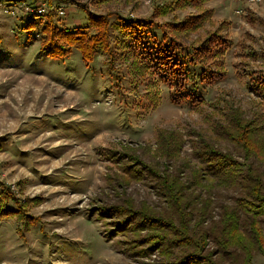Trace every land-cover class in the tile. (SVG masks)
Instances as JSON below:
<instances>
[{
  "label": "rangeland",
  "instance_id": "obj_1",
  "mask_svg": "<svg viewBox=\"0 0 264 264\" xmlns=\"http://www.w3.org/2000/svg\"><path fill=\"white\" fill-rule=\"evenodd\" d=\"M175 1L0 0V264H165L182 254L179 243L148 239L150 229L133 226L141 217L119 208L131 202L177 225L164 177L184 182L193 168L204 176L210 157L201 149L202 139L244 160L215 127L227 124L233 108L264 125V85L258 83L264 80V1L205 4L214 11L213 23L183 43L215 37L206 46L211 55L202 61L206 75L198 92L193 82L182 86L181 79L147 66L141 60L145 52L125 45L116 29L113 64L100 52L87 63L75 47L59 58L40 49L44 38H52L46 28L84 27L89 11L163 25L172 14L155 13ZM44 2L64 6L67 13L49 8L26 27L31 19L24 4ZM4 5L17 14L5 13ZM185 8L173 14L182 20L196 12ZM159 129L172 138L181 135L177 157L164 155ZM237 193L216 192L213 215ZM206 247L214 248L212 240ZM252 264H264V255H255Z\"/></svg>",
  "mask_w": 264,
  "mask_h": 264
},
{
  "label": "trees",
  "instance_id": "obj_2",
  "mask_svg": "<svg viewBox=\"0 0 264 264\" xmlns=\"http://www.w3.org/2000/svg\"><path fill=\"white\" fill-rule=\"evenodd\" d=\"M103 1L107 0H100ZM210 1L176 0L173 5L160 7V11L158 8L155 13L157 17L172 14V19L163 25L153 19L124 18L113 11L105 14L89 11L88 25L84 27L64 30L53 25L46 28V33H49L47 37L52 38L49 41L44 38L40 49L50 57L59 58L67 56L71 48L75 47L87 63L100 52L107 57L108 63L113 64L116 59L112 52L111 36L112 30L116 29L121 32L125 45H132L138 51L140 48L141 52H145L141 60L146 61L147 66L161 69L160 74L164 77L181 79L182 86H185L187 80L193 82L191 88L198 92L197 83L204 80L206 75L202 61L205 56L211 55V50H207L206 46L215 37L204 38L207 42L201 41L199 36L193 40V44L197 45H184V42L190 34L202 30L207 22L213 23L214 11L205 6ZM179 7H186L184 10L192 7L196 12L180 20L173 14ZM37 17L39 15L29 14L31 20L26 27H30ZM154 27L157 31L151 30ZM221 55L218 52L216 58ZM144 69L149 73V68ZM258 83L264 85V80H258ZM192 94L195 93L188 92V95ZM215 130L231 142L237 151L239 149L243 153L244 160H238L232 151H225L220 145L202 139L199 143L201 149L205 148L203 150L210 157L204 161L208 162L204 176L198 174L197 168H193L190 180L184 182L170 174L164 177L165 197L174 208L177 225L163 216L136 210L131 207V202L119 208L120 212L130 213L134 218L141 217L133 226L150 229L152 234L148 239H163L166 245L169 242L179 243L182 254L175 262L165 264H252L255 255H264V125L259 119L256 122L245 119L239 110L233 108L227 124L217 125ZM171 136L159 129L158 138L164 155L175 158L181 149V135ZM201 155L204 156L203 153ZM130 174L133 177L138 175L132 171ZM230 190L237 191V196L233 203L225 202L218 206L216 217L211 210L212 196L216 192ZM17 202L20 207L25 205ZM208 220L210 223L206 227ZM125 225V221L120 222L119 227L124 228ZM171 231L177 233L172 236ZM210 240L213 249L206 247Z\"/></svg>",
  "mask_w": 264,
  "mask_h": 264
},
{
  "label": "built area",
  "instance_id": "obj_3",
  "mask_svg": "<svg viewBox=\"0 0 264 264\" xmlns=\"http://www.w3.org/2000/svg\"><path fill=\"white\" fill-rule=\"evenodd\" d=\"M248 1H251V2H262L264 0H234V2H237V3H243V2H248ZM47 4L44 2V3H39V4H24L23 6V11H24V15H26V18H29V14H35V15H41L43 13H46L47 10L50 8L51 10L52 9H55L56 13L58 15H65L67 13V9H65L64 6H58V7H48ZM3 10L5 13H8V14H11V15H16L17 12L13 9H9V8H5V5L3 7Z\"/></svg>",
  "mask_w": 264,
  "mask_h": 264
},
{
  "label": "crops",
  "instance_id": "obj_4",
  "mask_svg": "<svg viewBox=\"0 0 264 264\" xmlns=\"http://www.w3.org/2000/svg\"><path fill=\"white\" fill-rule=\"evenodd\" d=\"M0 145H1V143H0Z\"/></svg>",
  "mask_w": 264,
  "mask_h": 264
}]
</instances>
